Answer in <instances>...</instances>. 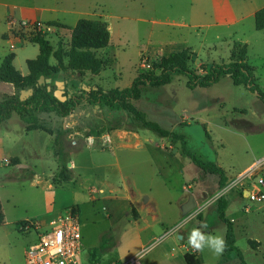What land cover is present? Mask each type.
<instances>
[{"label":"rangeland","instance_id":"rangeland-1","mask_svg":"<svg viewBox=\"0 0 264 264\" xmlns=\"http://www.w3.org/2000/svg\"><path fill=\"white\" fill-rule=\"evenodd\" d=\"M216 1L219 0H87L86 18L105 22L111 32L109 46L98 51V56L109 65L97 77L86 74L81 79L67 73L58 74L67 80L64 91L84 98L85 105H79L73 117L41 114L45 118L42 119L44 130L40 131L24 132L25 124L18 115L0 125L2 135L10 132L17 140L16 143L0 140V202L5 213V222L0 226V264H24L27 249L37 240L35 233L18 231V222L48 221L71 207L79 213L84 259L86 251L97 246L103 235H108L112 241L103 256L104 263H125L150 247L142 257V264H187L184 255L188 252L195 253L202 264H240L236 252L224 251L216 256L207 248L195 252L187 243L188 233L201 223L208 225V233L226 238L227 227L217 211L221 196L231 200L227 215L234 216L231 220H235L236 245L246 263L264 264V201L254 202L240 194L251 189L256 178H264V169L257 170L256 177H249L248 170L244 171L264 158V103L256 93L234 85L229 76L209 88L191 90L186 86L187 77L178 75L167 85L143 86L142 97L133 101L147 120L184 135L198 158L222 164L228 181L224 188H219L218 177L202 174L182 152L180 142L171 147L178 148L179 152L166 150L168 138L134 123L127 111L105 104L95 107L85 92L88 86L105 90L129 87L138 73L148 69L160 56L183 48H190V66L197 73L205 74L212 65L229 62L233 53L241 50L236 45L238 42L247 45V61L255 68L257 82L264 92V30H256L254 19L210 28L191 25L197 22L196 18L204 16L202 10L209 3L213 13L209 16L211 22L219 21ZM37 24L30 29L20 27L14 36L30 39L41 32L54 49L60 42L65 49L69 47L70 30ZM16 44L15 49H9L0 41V64L4 53H12L15 68L26 74L27 60L37 58L39 46ZM50 62L54 64V58ZM50 86L52 91L56 89L55 84ZM4 88L7 87L0 90ZM81 110L90 111L91 116L86 124L76 127L79 132L76 135H71L74 131L67 125L73 146L82 141L86 146L90 131L107 133L114 128L138 131L143 146L134 148L136 139L133 138L120 142V146L115 144L118 147L113 153L98 147L90 150L84 147L80 152L59 158L54 142L56 129L69 119L82 121ZM86 126L90 130H84ZM149 139L153 144L148 143ZM126 143L131 146L125 147ZM9 155H17L20 160L7 159ZM73 158L77 167L73 166ZM152 159L156 160L155 164H151ZM65 162L72 164L74 179L56 185L51 177L59 174ZM189 184L192 188L185 189ZM108 188L116 191L109 194ZM130 191L134 199L144 203L142 212L139 211L141 202L129 204L124 199ZM190 191L197 206L184 213L188 223L176 227V221L181 219L180 204L188 199ZM181 233L184 239L180 238ZM249 240L260 242L261 247L253 249Z\"/></svg>","mask_w":264,"mask_h":264},{"label":"trees","instance_id":"trees-1","mask_svg":"<svg viewBox=\"0 0 264 264\" xmlns=\"http://www.w3.org/2000/svg\"><path fill=\"white\" fill-rule=\"evenodd\" d=\"M256 30H264V7L255 13L254 17ZM47 26L66 28L71 30V41L67 49L60 42L54 50L49 40L41 32L36 33L29 40L39 46V55L36 59L28 60L27 67L29 74L24 76L14 66V54H9L0 64V81L11 83L17 90L16 95H6L0 101V125L9 120L14 113L26 125L27 130H44L43 117L41 114L54 113L59 118L68 117L76 108L82 104L84 98L78 95H70L64 91L65 101H60L54 96V91L48 90L47 79L61 72L76 75L83 78L90 72L98 75L106 70L109 65L106 60L98 56V51L105 49L110 44L111 32L107 24L101 20L81 18L74 27L66 26L62 23L51 21ZM241 46V50L233 53L227 63L214 64L205 74L197 73L189 64L190 48H183L176 52H171L160 56L157 61L151 63L148 69L138 73L131 86L126 88H114L105 90L100 86L91 87L87 95L91 104H105L115 107L118 110L129 112L133 116L134 123L141 125L145 129L152 130L162 138L171 139L173 143L180 142L182 152L187 155L197 166L202 174L217 176L219 188H224L228 181L225 170L216 162L202 160L198 158L188 146L185 136L162 128L158 123L149 121L146 114L139 110L133 101L142 97V87L150 85L159 87L170 84L175 76L185 75L187 77L186 86L193 90L196 88H209L218 83L222 77L229 76L236 86H244L249 91L256 93L264 103V92L261 90L255 75V68L247 61V45L236 43ZM56 59V65L50 64L51 56ZM41 77L45 82L40 83ZM56 87V86H55ZM32 89L33 93L25 100H20L21 90ZM83 92V91H82ZM68 131L62 126L56 129L55 146L56 155L59 158L66 157L71 152H80L85 147V142H73L68 137ZM101 135L99 132H88L87 136ZM206 137L211 142V137L206 133ZM77 143V145H76ZM167 147V149L172 148ZM15 161V158H12ZM18 162L17 164H19ZM74 179L73 168L68 167L65 162L57 176L52 178L54 184L70 182ZM243 195L244 191H240ZM231 200L227 196H221L217 200V211L219 218L225 223L226 231V252H236L240 259V264H247L242 251L236 245L235 223L231 220L227 211ZM5 222V213L0 202V226ZM111 237L103 235L99 244L86 251V258L89 263L99 262L110 249ZM249 244L255 250L260 247V242L249 240ZM187 264H201V260L195 253L188 252L184 255Z\"/></svg>","mask_w":264,"mask_h":264},{"label":"crops","instance_id":"crops-1","mask_svg":"<svg viewBox=\"0 0 264 264\" xmlns=\"http://www.w3.org/2000/svg\"><path fill=\"white\" fill-rule=\"evenodd\" d=\"M195 1L196 0H194V2ZM209 4H206V6L204 7V10H202V12L204 13V16H201V17L197 16L198 17V18H196L197 22H193L191 24L193 27L210 28V27H213L216 25L229 26V25H234V24L243 22L244 20L254 19L255 13L259 9L264 7V0H219V1H216L215 2L216 9L217 8L219 9L218 10V16L220 15L221 17L219 16V21L214 22V23L211 22L212 21L211 17H209V16H211V14L213 15V13L208 8ZM86 10H87V0H0V41H1V45L3 47L9 48V49H15L17 47L16 43H19V44L20 43L21 44L32 43L29 39H24V38L21 39V38H17L14 36V32L20 28L19 27L20 22L46 24V23L51 22V21H56V22H59V23L66 25V26L74 27L77 24L79 19L86 18V12H87ZM32 44H35V43H32ZM9 54H12V53H9ZM9 54L4 53V55H2L3 59H1V63L4 60V58L6 56H8ZM14 58H15V55H14ZM52 58H54L53 55L51 56L50 60ZM30 60H33V59H30ZM54 60H55V63L52 64L50 62V64L56 65L57 61L55 58H54ZM13 63H14V61H13ZM27 69H28V67H27ZM20 72L24 76L29 74V70L26 74L22 71H20ZM61 73H64V72H61ZM87 74L92 75L94 77H97L100 73L98 75H93L90 72H87ZM72 77H74V75H72ZM88 79H90V81H93L94 78L89 77ZM57 80L64 81L65 87H66L67 80L64 77H58V74H55L51 77L50 85L55 84V81H57ZM83 81L85 83V82H87V79H84ZM3 86H5L7 88L6 89L4 88V90H0V101L6 95H16L17 94V90L13 84L0 81V87H3ZM91 87H95V86L86 87V90H85L86 95H87V91H90ZM86 97H88V95ZM83 105H85V103L81 104V106H83ZM98 106H99V104L95 105V107H98ZM234 110L238 111L237 108H235ZM75 114H76V112H72L70 114V116L73 117ZM14 115H18V114L14 113L13 116ZM79 115L84 116V119L82 121H79V120H75V121L71 120L70 121V119H69L68 122L62 123V127L64 129H66L67 125H68L69 126L68 128H70L72 131H74V133L71 135L78 134L79 132L76 131V127L79 126L81 123L86 124L87 119H89L91 116L90 111H83V110H81L79 112ZM12 117L9 120H11ZM43 118H45V117H43ZM84 130L88 131V130H90V128L88 126H86L84 128ZM23 131L27 132V133H31V132L40 131V130L29 131V130H27L26 125H25ZM137 132L138 131H126V130H121L120 128H114V129H111L107 133L102 132L101 135L98 137H96L94 135L86 136L87 145L85 146V149L90 150L93 147H98L102 151H112V153H113V152H115V148L118 147V145H116L114 147L115 144H119V146H120V145H122V144H120V142L130 141L133 138L136 139L134 141V145H133L134 148L140 149L143 146V143L139 141L140 138H139V134ZM51 138H53V136H51ZM0 140H2V142H10V143L11 142L12 143L17 142V140L10 134V132H6L4 135H2L0 132ZM148 143L153 144V141L151 139H149ZM123 145L125 147L131 146V144H127V143L123 144ZM166 150H171V149H167V147H166ZM178 152H179V150H178ZM88 157L90 158V162L92 163L93 160H92L91 156L89 155ZM11 158H18L19 159V157L17 155H9L7 159H11ZM74 158L72 160L73 166L76 165V167H77V163H76V160ZM260 159L261 158H259L258 160H260ZM214 162H216L220 167H222V164L219 161H214ZM256 162L254 164L250 165L249 167H247L244 171L252 169L255 166ZM152 163L155 164L156 160L152 159L151 164ZM163 169L166 171L165 168H163ZM223 169L226 172V169L225 168H223ZM166 173H167V171H166ZM181 173H182V171H181ZM51 179H52V177H51ZM192 186H193L192 184H189L186 186L185 189L189 190V188H192ZM94 190L95 189L92 190V188H91V192H94ZM115 191L116 190L113 188H108V190H107V192L109 194H113ZM191 196H194V193L190 191L188 193V196H187L188 199L181 202L180 209H179V214L181 216L180 217L181 219L176 221L174 226L177 227V226L181 225V227H183L184 225H186L188 223V220H186L187 219L186 216L184 217L183 215L185 213L184 207L188 203V201L190 200ZM244 196H246V193L244 194ZM124 199L129 204H135V203L141 202V206H140L139 211L142 212V208L144 206V203L142 201H137L136 199H134L131 191H130V194L125 195ZM146 202H145V204H146ZM149 203L150 202H148L147 204H149ZM60 215H61V213H58L56 217H58ZM228 217H230V219H234V216H232L231 214H229ZM231 217H233V218H231ZM233 221H235V220H233ZM180 238L184 239L185 235L183 233H181ZM260 247H261V245H260ZM201 264H202V262H201Z\"/></svg>","mask_w":264,"mask_h":264},{"label":"built area","instance_id":"built-area-1","mask_svg":"<svg viewBox=\"0 0 264 264\" xmlns=\"http://www.w3.org/2000/svg\"><path fill=\"white\" fill-rule=\"evenodd\" d=\"M36 23L20 22L19 27L35 28ZM37 25H41L38 23ZM48 28H50L48 26ZM264 169V158L258 160L255 166L248 170L249 177L256 171ZM246 198L254 202L264 201V178L259 176L251 189L244 190ZM16 229L24 233H35L37 240L26 251L24 264H142L143 255L150 249L144 248L127 262L89 263L83 257L85 246L79 213L74 208L66 209L57 218L42 221L40 219L23 220L16 224Z\"/></svg>","mask_w":264,"mask_h":264},{"label":"clouds","instance_id":"clouds-1","mask_svg":"<svg viewBox=\"0 0 264 264\" xmlns=\"http://www.w3.org/2000/svg\"><path fill=\"white\" fill-rule=\"evenodd\" d=\"M208 225L201 223L188 233L187 243L195 252H203L206 248L214 255L220 256L226 250V240L223 235H213L206 230Z\"/></svg>","mask_w":264,"mask_h":264},{"label":"water","instance_id":"water-1","mask_svg":"<svg viewBox=\"0 0 264 264\" xmlns=\"http://www.w3.org/2000/svg\"><path fill=\"white\" fill-rule=\"evenodd\" d=\"M45 80H44V77H41L40 79V83H44ZM47 83H50L51 82V79H47L46 80ZM55 86H56V89L54 90V96L60 100V101H65L67 98L66 96H64V87H65V82L62 81V80H57L55 81ZM48 90L50 91L51 90V86L48 85ZM33 93V90L32 89H28V90H21V93H20V100L23 101L25 100L26 98H28L30 95H32ZM171 145V139H169V142L167 144V147H169ZM173 152L176 153L178 152V148H174L173 149ZM19 166H22L21 164H18ZM68 167H71V163H68ZM245 194V193H244ZM197 206V201L195 199L194 196H191L190 200L188 201V203L185 205L184 207V212H188V211H191L193 210L195 207Z\"/></svg>","mask_w":264,"mask_h":264}]
</instances>
